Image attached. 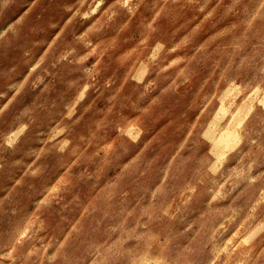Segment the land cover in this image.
Here are the masks:
<instances>
[{
    "label": "clouds",
    "instance_id": "1",
    "mask_svg": "<svg viewBox=\"0 0 264 264\" xmlns=\"http://www.w3.org/2000/svg\"><path fill=\"white\" fill-rule=\"evenodd\" d=\"M0 264H264V0H0Z\"/></svg>",
    "mask_w": 264,
    "mask_h": 264
}]
</instances>
